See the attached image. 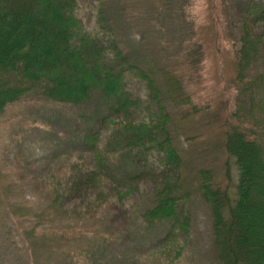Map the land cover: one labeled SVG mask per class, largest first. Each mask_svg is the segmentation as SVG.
Here are the masks:
<instances>
[{
    "label": "trees",
    "instance_id": "trees-1",
    "mask_svg": "<svg viewBox=\"0 0 264 264\" xmlns=\"http://www.w3.org/2000/svg\"><path fill=\"white\" fill-rule=\"evenodd\" d=\"M96 2L100 6L92 29L78 15L77 0H0V115L32 95L78 106L98 94L105 117H112L101 140L98 132L83 137L88 147L94 142L101 145L85 160L76 161L80 165L66 164L57 177L38 178L34 186L42 192L39 200L26 201L22 180L0 174V222H13L30 261L43 255L55 258L54 264H102L96 254L106 250L105 245L86 251L78 247L77 238L91 233L82 224L97 222L100 214L120 208L128 213L126 205L141 193L142 184L154 183L153 204L136 219L144 226L174 225L157 242L154 262L141 259V264H177L190 243L191 228L176 196L182 158L169 133L170 115L154 80L123 53L108 17L110 4ZM142 2L151 11L157 6V14L163 11V0ZM175 2V16L188 24L183 34L197 35L199 27L192 18L197 15L191 6L193 16L191 12L188 16L190 0ZM229 3L231 9L234 3ZM198 4L208 13L225 8L219 0ZM241 6L244 10L229 22L237 48L232 80L239 85L236 95L248 93L243 95L248 100L244 111L252 124L237 109L230 114L234 121L223 117L214 122L222 134L225 177L229 161L236 169L234 195L228 192V182L219 185L204 172L197 190L210 219L214 264H264V31L257 28V22L264 21V0H244ZM212 20L218 27V19ZM148 25L142 23V28ZM184 56L188 64L196 63L200 51L188 48ZM135 84L140 87L132 88ZM133 90L139 91V102L132 99ZM178 90L175 81V95H180ZM255 98H260L258 105ZM158 173L164 176L155 181Z\"/></svg>",
    "mask_w": 264,
    "mask_h": 264
},
{
    "label": "rangeland",
    "instance_id": "rangeland-1",
    "mask_svg": "<svg viewBox=\"0 0 264 264\" xmlns=\"http://www.w3.org/2000/svg\"><path fill=\"white\" fill-rule=\"evenodd\" d=\"M106 1L110 4L108 17L123 53L133 66L150 75L160 91V100L170 115L169 133L182 158L176 196L179 211L189 219L191 239L177 264H214L210 219L197 190L200 175L204 172L219 185L225 186L228 182V192L230 195L235 193L236 169L229 161L228 177H225L227 159L221 148L222 134L220 125L214 122L223 117L227 122L234 121L230 114L237 109L244 115L242 119L252 124L244 111L248 109V100L243 95L248 93H234L239 91V85L232 80L237 48L232 45L234 39L229 35L232 28L229 22L234 14L244 10L241 6L244 0H219L225 8L220 6L217 12L211 9L210 13L199 6V0H190V5L182 2L183 6H189V18L194 10L197 15L192 18L199 27V36L191 37L183 34L188 24L175 16V0H163V11L159 14L156 13L157 6L154 11L148 10V3L144 4L142 0ZM228 3H234L231 9L227 7ZM98 5L96 0H77L78 15L88 28L96 29ZM190 6L193 12L189 10ZM138 14L144 16L141 18ZM157 17L164 20L159 23ZM212 18L218 19V27ZM142 23L149 25L144 29ZM257 28L264 31V21H258ZM150 32H159L160 35L154 36ZM188 48L191 52L200 51L198 62L188 64L185 61L184 54ZM175 81L180 95H175ZM137 87L140 86H132L134 89ZM133 91L132 99L139 102V91ZM259 102L260 98H255L254 105ZM103 106L104 101L98 94L91 95L88 101L78 106L49 103L36 95L8 106L0 115V174L22 180L26 201L33 203L39 200L42 192L35 187L38 178L57 177L66 164L80 165L76 161L85 160L92 149L101 145L94 142L88 147L82 139L94 132L100 134V140L104 137L103 132L109 128L108 121L112 117H105ZM254 116L257 118L256 112ZM157 175L155 181L164 173ZM154 186L149 182L142 184L141 193L126 205L128 213L120 208L100 214L97 222L92 219L82 224L84 230L91 233L77 238L78 247L86 251L102 249L105 245L106 250L96 254V259L102 264H141V259H149L153 263L157 242L174 225L157 222L144 226L137 221V216L153 204L150 194ZM18 239L12 221L0 222V264H31L32 260L23 252ZM37 257L32 263H55V258Z\"/></svg>",
    "mask_w": 264,
    "mask_h": 264
}]
</instances>
